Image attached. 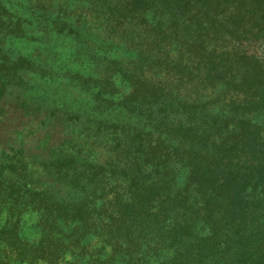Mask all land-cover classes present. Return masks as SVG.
<instances>
[{"label":"trees","instance_id":"trees-1","mask_svg":"<svg viewBox=\"0 0 264 264\" xmlns=\"http://www.w3.org/2000/svg\"><path fill=\"white\" fill-rule=\"evenodd\" d=\"M32 12L98 65L75 79L123 122L54 108L40 146L0 152V264H264V0H34ZM7 59L0 47L5 86ZM35 69L23 57L12 71L24 82Z\"/></svg>","mask_w":264,"mask_h":264},{"label":"rangeland","instance_id":"rangeland-1","mask_svg":"<svg viewBox=\"0 0 264 264\" xmlns=\"http://www.w3.org/2000/svg\"><path fill=\"white\" fill-rule=\"evenodd\" d=\"M1 1L9 13L0 11V19L7 21V25L3 26L5 35L2 36L0 47L8 55V59L2 61L5 62V68L1 70L8 84L5 86L0 80V90L4 87L0 103L5 108L4 112L0 111V152L18 146L14 145V141L19 142L21 139L29 142L32 149L40 146L47 132L42 128V122L48 111L54 108L111 122H123V114L119 111L98 110L93 91L85 90L78 82L79 79H75L77 75L94 76L98 65L87 68L74 41L60 34L49 33L44 28L45 23L39 24L41 20L36 19L32 12L34 0ZM19 19L25 22L22 26L25 27L24 33H20L14 26V22ZM23 57L36 62L45 71L25 70V81L19 82L12 71L13 63ZM126 87V84H121L119 88L123 93L115 96V101L127 94L129 89ZM23 104L28 108L25 109ZM1 203L10 207L0 193ZM2 209L3 205L0 207V225H9L10 218ZM39 220L40 215L30 209L20 215V227L27 242L39 239ZM66 262H70V259H66Z\"/></svg>","mask_w":264,"mask_h":264}]
</instances>
